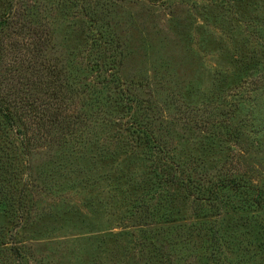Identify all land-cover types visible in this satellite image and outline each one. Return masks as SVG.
<instances>
[{
    "label": "rangeland",
    "instance_id": "obj_1",
    "mask_svg": "<svg viewBox=\"0 0 264 264\" xmlns=\"http://www.w3.org/2000/svg\"><path fill=\"white\" fill-rule=\"evenodd\" d=\"M11 13L14 43L0 40L12 51L5 62L28 54L54 71L53 79L45 71L41 88L49 100L60 95L62 68L72 94L103 79L84 69L86 57L97 56L88 46L90 20L122 86L107 76L74 128L55 126L23 149L9 133L15 151H1L0 264H168L149 253L155 242L173 253V264L260 258L264 214L218 212V225L239 226L242 254L233 242L205 252L199 232L189 230L203 228L198 218L213 211L196 213L193 197L175 186H163L155 200L150 154L126 129L135 109L173 163L196 175L241 176L264 190V0H15ZM127 94L135 97L131 112L122 105ZM1 139L8 144L7 133ZM157 201V215L144 218L141 210ZM147 228L157 238L146 237ZM12 246L21 249L17 261Z\"/></svg>",
    "mask_w": 264,
    "mask_h": 264
},
{
    "label": "trees",
    "instance_id": "obj_2",
    "mask_svg": "<svg viewBox=\"0 0 264 264\" xmlns=\"http://www.w3.org/2000/svg\"><path fill=\"white\" fill-rule=\"evenodd\" d=\"M7 2L8 4L6 5ZM14 2L15 0H0V40L3 42L8 40V42H4L6 44L10 42L11 34L13 33L12 27L15 16H13L11 12L14 9ZM88 28L90 31V41L88 42V46L97 54V56H93L92 63L91 58L86 57L84 69H86L88 73L98 76L103 74V79L91 80L83 85V89L72 94L70 91L72 90L73 85H71L72 82L68 81L71 77L70 75H67L62 68L60 70L61 77L60 79L57 78V81L55 82L57 83V94L60 92V95L63 96L55 95V102L49 100L41 90L43 80L46 79L45 71L48 72V78L51 79H53L52 76L55 75V72L48 69V67H44L46 68L44 69L42 64L36 66L34 62L29 59L28 54H24V56L20 57L19 55H16V53L12 56L13 61L6 64L5 61L10 58L12 52H9V47L13 45L14 42L9 43V47L5 45L1 46L0 68H2V66L4 67V74H2L4 81H0V170L4 167L2 164L3 159L1 157L3 155L1 154L2 149L15 151V146L13 144L14 141L9 139V133L13 138L16 136L15 138L20 140L19 145L20 148L23 149V144L25 145L28 143V145H31L32 142L37 141V139L42 137L43 134L48 135L49 131H51L50 129L55 128V126H58L59 128L63 126L74 128L84 122L86 115L84 114L83 116L82 111L87 107L94 106L98 100L97 96H95V89L101 86L103 87V85L107 86L108 77H111L112 82L122 86L121 78L113 64L114 61L111 60L110 56L107 57L105 52L102 51L103 47H101L100 44L106 43L101 37L95 34L94 30L97 28L95 21L90 20ZM25 52H27V50ZM14 65L16 66L14 67ZM106 72H108L109 75H107ZM28 73L31 74L32 79H26V74ZM15 77L16 81L13 80ZM22 81H26V83H23ZM50 83L49 80L48 87L46 88L49 92ZM6 84H9V87L6 88ZM69 87L70 89H68ZM41 93H43V97L39 96ZM67 94H69V98L65 101ZM125 98L127 99V103L122 102V105L125 109L128 108L131 112L132 105H130V101L134 100L135 97L127 94L125 95ZM51 104H53L55 108L52 109ZM134 110L131 112L130 118L127 120L128 126L126 130L134 135V139L137 141L136 144L138 146L146 147L150 154L152 160L151 172L155 175V178H157L158 185V194H153L152 197H154L155 200H158L159 192L163 186L168 185L178 187L184 191L186 199L193 197L192 203L196 206V213L199 211V213L203 212L205 214L207 213V208L210 209L209 212L213 211V215L211 216L209 213L198 218L204 220V223H202L204 225L203 228L193 229V227H196V225L193 224L192 228L189 230L190 236L195 231L199 232L201 237V248L206 252L210 249V246L213 245L220 248L227 246L232 247L230 244L233 242V250L236 256L238 253L242 254V247L239 241V236L241 234L237 232L239 226L227 222L225 228L223 225H218L219 221L214 220L213 217L217 216L218 212L220 214L223 212V214L228 217L229 212L244 207V211L247 212V210H251L252 216L260 218L264 214V190L254 188L241 176H210L208 173H200L199 175H196L197 173L195 171H188L186 167H183L178 163H173L169 153L167 154V152L161 147V143L155 141L156 138L153 136L151 130L145 126L143 127L142 124L137 121L138 118L134 115ZM22 128L25 132L24 130L23 132L21 131ZM29 131H31L30 133H35V136L30 134V137H27ZM5 133L8 134L9 139L7 145H3L1 139L2 134L5 135ZM27 152H29V150H27ZM9 155L6 156L8 157ZM193 172H195V174ZM144 198H141V203L140 205L138 204L140 208L143 205ZM223 198L226 200H223ZM232 198H239L240 205L232 202ZM160 201L164 202L163 200ZM160 201L156 202L151 211H149L148 205L145 210H141L144 218L157 215L156 212L158 211L156 205ZM169 206L171 207L170 201H168V207ZM133 211L137 212V209L135 208ZM206 217L208 221L205 220ZM147 226L148 225H143L144 228ZM254 229L258 230V228ZM146 230L144 231L146 237L149 236L151 239L155 237L157 238L159 235L156 230H154L155 232L152 229L148 230V228ZM257 235H259V233ZM168 240L165 238L166 242H169ZM170 244L171 243H168V245ZM10 251L14 261L21 258V249L18 246H12ZM149 253L162 260L167 261L168 258V264L174 263L172 261L173 253H171L170 250H168L167 253L161 244L157 245L155 242L152 245V248H150ZM257 255L260 258L255 259L261 261L264 260V243ZM257 255L255 257H257ZM255 259L252 257L241 258L236 264H255V262H257ZM188 260L184 261V263L188 264Z\"/></svg>",
    "mask_w": 264,
    "mask_h": 264
}]
</instances>
